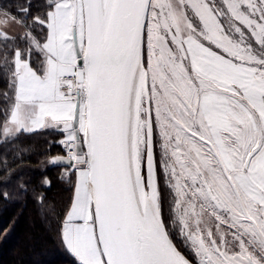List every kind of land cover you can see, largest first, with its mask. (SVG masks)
Here are the masks:
<instances>
[{
    "label": "snow or ice",
    "instance_id": "obj_1",
    "mask_svg": "<svg viewBox=\"0 0 264 264\" xmlns=\"http://www.w3.org/2000/svg\"><path fill=\"white\" fill-rule=\"evenodd\" d=\"M31 7L0 13L28 29L0 28V127L64 134L79 264H264V0Z\"/></svg>",
    "mask_w": 264,
    "mask_h": 264
},
{
    "label": "trees",
    "instance_id": "obj_2",
    "mask_svg": "<svg viewBox=\"0 0 264 264\" xmlns=\"http://www.w3.org/2000/svg\"><path fill=\"white\" fill-rule=\"evenodd\" d=\"M28 2L0 0V10L19 21L23 17L17 9L28 7ZM31 4L32 17L46 11L44 0H31ZM27 23L31 24V18ZM32 34L43 40L47 32L35 25ZM18 35L22 34L13 36ZM17 44L26 46L21 41ZM3 47L0 44V49ZM4 51H0V62ZM7 91V79L0 78V125L4 120L2 109L7 107L3 93ZM63 139L62 131L53 127L8 138L0 127V264H79L61 234L73 197L75 174L68 165L49 162L52 157L65 156L59 143Z\"/></svg>",
    "mask_w": 264,
    "mask_h": 264
},
{
    "label": "crops",
    "instance_id": "obj_3",
    "mask_svg": "<svg viewBox=\"0 0 264 264\" xmlns=\"http://www.w3.org/2000/svg\"><path fill=\"white\" fill-rule=\"evenodd\" d=\"M0 13H6V12L0 10ZM2 19H4V17L0 15V20ZM0 28H2L10 35L23 34L25 32V27L21 26L19 23H9L7 26L0 25Z\"/></svg>",
    "mask_w": 264,
    "mask_h": 264
},
{
    "label": "water",
    "instance_id": "obj_4",
    "mask_svg": "<svg viewBox=\"0 0 264 264\" xmlns=\"http://www.w3.org/2000/svg\"><path fill=\"white\" fill-rule=\"evenodd\" d=\"M57 157H66V156H57ZM53 158H55V157H52V158H50V160H49V162H50L51 165H58V164H61V165H68V166H69V162H68L67 160H61V161H59V162L56 163V164H52V163H51V160H52Z\"/></svg>",
    "mask_w": 264,
    "mask_h": 264
},
{
    "label": "rangeland",
    "instance_id": "obj_5",
    "mask_svg": "<svg viewBox=\"0 0 264 264\" xmlns=\"http://www.w3.org/2000/svg\"><path fill=\"white\" fill-rule=\"evenodd\" d=\"M1 11H2V10H1ZM70 170L75 172V169H70ZM75 179H76V176H75Z\"/></svg>",
    "mask_w": 264,
    "mask_h": 264
},
{
    "label": "built area",
    "instance_id": "obj_6",
    "mask_svg": "<svg viewBox=\"0 0 264 264\" xmlns=\"http://www.w3.org/2000/svg\"><path fill=\"white\" fill-rule=\"evenodd\" d=\"M64 150H65V148H64ZM65 152H66V150H65ZM66 154H67V152H66Z\"/></svg>",
    "mask_w": 264,
    "mask_h": 264
}]
</instances>
